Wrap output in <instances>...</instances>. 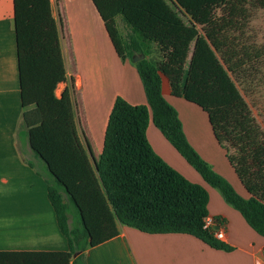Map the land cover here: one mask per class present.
Wrapping results in <instances>:
<instances>
[{
    "label": "trees",
    "instance_id": "trees-1",
    "mask_svg": "<svg viewBox=\"0 0 264 264\" xmlns=\"http://www.w3.org/2000/svg\"><path fill=\"white\" fill-rule=\"evenodd\" d=\"M92 1L117 55L136 66L147 104L116 97L94 166L77 130L71 91L56 93L67 70L51 0H14L20 136L45 166L41 175L68 249L0 251V264H84V252L117 236L120 224L148 233H188L226 247L204 228L208 190L154 150L147 136L150 122L264 236V128L231 74L241 75L250 55L255 61L264 56L248 36L264 0ZM142 53L145 58L134 62ZM164 79L171 95L206 112L247 194L190 143L178 111L163 94Z\"/></svg>",
    "mask_w": 264,
    "mask_h": 264
},
{
    "label": "crops",
    "instance_id": "crops-1",
    "mask_svg": "<svg viewBox=\"0 0 264 264\" xmlns=\"http://www.w3.org/2000/svg\"><path fill=\"white\" fill-rule=\"evenodd\" d=\"M51 5L67 70V80L58 85L56 93L61 96L68 88L75 106L73 90L79 91L87 130L75 111L77 130L85 149L88 151L90 144L97 151V161L103 144L96 149L95 136L100 131L105 133L116 97L122 96L133 104H147L146 94L134 63L117 55L92 0H51ZM103 40L110 64L101 63ZM105 67H109L107 77L101 73ZM162 89L166 98L175 97L167 79ZM22 112L14 0H0V251L67 250L68 241L47 196L40 160L20 136ZM149 126L147 136L154 150L188 179L208 190L209 216L220 217L226 223L227 237L222 241L226 247H213L188 233H148L120 224L117 236L84 252V264H264V236L227 203L221 192L205 185L201 174L187 164L155 125ZM82 133L91 136L88 143ZM194 135L209 142L201 126L194 129ZM232 178L234 184L237 178ZM236 188L247 194L240 182Z\"/></svg>",
    "mask_w": 264,
    "mask_h": 264
},
{
    "label": "rangeland",
    "instance_id": "rangeland-1",
    "mask_svg": "<svg viewBox=\"0 0 264 264\" xmlns=\"http://www.w3.org/2000/svg\"><path fill=\"white\" fill-rule=\"evenodd\" d=\"M60 26H61V21H60ZM119 26H120L123 34L127 36L129 30L127 29L126 25L121 20H119ZM101 31H102V38L104 39L106 35L104 32L103 26L101 28ZM248 36H250L249 37L250 40L256 41V43L258 44L257 46H261L260 50H262V52L264 53V9L256 12L254 19H253L252 23L250 24V33ZM104 43H105L104 40L101 41V48H100V51L102 53L101 63L107 62L110 64L111 60L109 59V56L107 55V52H106L107 50H106V46ZM249 57H248L247 61L249 60L250 63L247 65H244L242 67L243 73L241 75L236 74L234 72H232L231 74L234 77V79H235L238 87L240 88L242 94L245 96L246 100L248 101L250 107L252 108L254 115L256 116V118L258 119V121L260 122L262 127L264 128V56H261L260 58H258L257 61L252 60L251 58L249 59ZM152 59H154V60L158 59V53L156 51H154ZM101 73L103 74V77H107L109 74V67L103 68L101 70ZM74 90H73V94H74L73 96H74V101H75V106H76V107L74 106L75 111H76V117L79 119V122L81 124L82 123L85 124L84 111H83L82 104L80 102L81 96H80L79 91L75 92ZM166 99L167 100L169 99L168 100L169 103L178 111L179 117L181 118V120L183 122L184 129L189 134L190 139L188 138V140L190 141V143L195 147V149L200 153V155L210 163V165L216 171L221 173L230 182H232L230 179H233L232 177L236 176L235 172L232 170V167L230 166L228 159L226 158L225 150L217 143V141L213 135V132H212V129H211V126H210L206 112L203 111L196 104L187 102L183 98L178 99L176 97H169ZM177 100H180L183 103L178 104V103H176ZM89 108H90V106H89ZM151 123L152 122H150V126L155 127L154 124H151ZM197 126H198V128H200V126H201L202 131L204 133V138L209 141L208 143L197 138V136L194 135V129L195 128L198 129ZM84 128H85V130H87L86 124H85ZM155 128H157V127H155ZM97 130H101V128H98ZM81 135H82V138L84 139L85 142H87L88 137L91 140L90 135H86L84 133H82ZM103 136H104V134L102 131L96 133V136H95L96 145L94 146L96 149H98L100 144L101 145L103 144ZM87 147L89 149L88 150L89 156H90L94 166H96L98 160L96 161L97 155H95V154H97V151L94 152L92 150L90 144H87ZM179 155H180V153H179ZM188 165L194 171H196V169L193 166H191L190 164H188ZM39 168L42 169L43 171H45V166L42 163V161H40V163H39ZM236 178H237V176H236ZM236 180L237 181H235V183L233 185L238 187L239 180L238 179H236ZM205 185L209 186V189H211V190H217L218 192H220L217 188H214V187L208 185L206 182H205Z\"/></svg>",
    "mask_w": 264,
    "mask_h": 264
},
{
    "label": "built area",
    "instance_id": "built-area-1",
    "mask_svg": "<svg viewBox=\"0 0 264 264\" xmlns=\"http://www.w3.org/2000/svg\"><path fill=\"white\" fill-rule=\"evenodd\" d=\"M203 223L204 228L208 230L216 240L222 242L226 239V223L220 217H212L208 215L204 218Z\"/></svg>",
    "mask_w": 264,
    "mask_h": 264
},
{
    "label": "water",
    "instance_id": "water-1",
    "mask_svg": "<svg viewBox=\"0 0 264 264\" xmlns=\"http://www.w3.org/2000/svg\"><path fill=\"white\" fill-rule=\"evenodd\" d=\"M145 58V54H140V55H134L133 56V61L134 62H137V61H140L141 59H144ZM80 252L76 253L75 256H77Z\"/></svg>",
    "mask_w": 264,
    "mask_h": 264
}]
</instances>
